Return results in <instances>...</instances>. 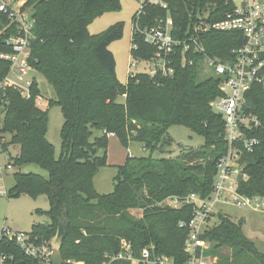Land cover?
<instances>
[{"label":"trees","instance_id":"1","mask_svg":"<svg viewBox=\"0 0 264 264\" xmlns=\"http://www.w3.org/2000/svg\"><path fill=\"white\" fill-rule=\"evenodd\" d=\"M161 1L166 7L143 0L132 23L139 10L140 26L155 25L169 15L173 36L182 38L200 16L207 13L210 22L219 21L234 6L233 0ZM23 8L30 9L33 20L28 62L53 87L63 115L60 154L55 157L53 145L46 138L47 108L36 103L41 93L35 79L29 97L15 87H6L0 95L1 152L7 151L10 144L19 147L8 164L32 163L47 172L43 176L17 171L6 191L8 198L21 194L46 196L48 208L44 213L49 220L32 224L28 232L32 240L56 236L63 260L83 264H130L124 259H110L128 244L134 257L152 248L154 255L184 264L189 258L184 249L188 229L179 222H188L193 215V205L184 199L190 194L205 198L211 193L216 162L228 148L222 116L211 107L222 93L219 81L210 75L201 77L199 59L204 54L228 58L231 50L242 43L243 35L238 31L202 33L198 39L204 52L189 53L192 64L182 63L176 55L173 75L150 77L139 72L122 84L108 47L121 38L122 22L97 34L88 31L92 18L119 9L120 0H26ZM15 33V23L0 12V54L11 53L7 40ZM133 42L138 49H130L132 56L143 59L151 55L152 47L141 35L132 32ZM9 65L0 57V81ZM119 95L124 96L123 102L116 100ZM246 96L263 127L250 132L260 138V143L241 156L237 192L264 198V89L255 85ZM174 124L201 135L203 145L183 148L176 157L152 156L154 150L172 144L168 128ZM94 130L100 134L91 139ZM110 133L123 146L139 142L149 154L127 155L116 167L112 192L99 194L93 179L106 165ZM168 198H176L181 204H165ZM134 209L136 213L131 212ZM217 218L199 236L210 244L203 250L205 256L215 257L214 264H264V252L245 236L241 220L235 222L222 213ZM0 253L12 257L15 264H38L2 231Z\"/></svg>","mask_w":264,"mask_h":264},{"label":"built area","instance_id":"2","mask_svg":"<svg viewBox=\"0 0 264 264\" xmlns=\"http://www.w3.org/2000/svg\"><path fill=\"white\" fill-rule=\"evenodd\" d=\"M26 0H0V12L6 14L16 25V33L9 37L7 43L11 53L0 54L9 61V71L0 81V95L6 87H15L25 97L30 96L33 71L28 62L29 43L33 38V20L30 11L24 9ZM153 4L166 7L161 0H149ZM233 9L219 21L210 22L208 14L200 16L191 29L182 38L174 37L172 33L173 20L167 15L155 25L140 26L138 16L133 24V33L142 36L145 43L152 47V53L146 58H136L129 62L128 76L136 73H146L150 77L156 75L171 76L174 73L176 55H180L182 63L192 64L189 53H203V47L198 37L210 30L238 31L243 35L242 43L233 48L226 59L204 54L199 59L200 66L210 76L218 79L221 95L212 102L211 107L222 116L224 122V140L228 148L216 162V173L211 193L201 198L190 194L185 203L193 205V215L188 221H180L179 226H186L188 235L185 241V252L189 258L184 264H211L208 256L203 254L205 242L199 238L204 229L211 223L215 206L219 202L233 203L239 206L257 208L258 197H249L237 192V183L242 176L241 156L244 152H252L260 143V138L251 136L250 132L262 129V122L254 111L251 100L246 96L255 85L264 89V0H233ZM131 48L138 49L133 42ZM139 61L145 64L144 71L132 70ZM127 76V77H128ZM37 97L36 99H39ZM2 99V98H1ZM1 152V145H0ZM7 164L6 168H11ZM5 188L0 186V194ZM176 206L181 204L176 198H171ZM2 234L14 239L24 253L38 261V264H51L52 249L49 240L33 241L28 232H11L2 229ZM111 260L124 259L130 264H174L171 257L154 255L152 248H145L139 257H134L130 245L110 257ZM0 264H15L12 257L0 253ZM18 264V263H17ZM63 264H83L74 260H63ZM105 264V263H102Z\"/></svg>","mask_w":264,"mask_h":264},{"label":"rangeland","instance_id":"3","mask_svg":"<svg viewBox=\"0 0 264 264\" xmlns=\"http://www.w3.org/2000/svg\"><path fill=\"white\" fill-rule=\"evenodd\" d=\"M142 1L120 0L119 9L106 10L102 14L92 18L88 25L89 33L97 34L115 23L122 22L123 33L121 38L111 42L108 46L114 55L117 78L122 84H125L127 81L129 62L133 59L130 52L132 45L131 35L133 32L132 18L139 9ZM235 1L238 2L239 0ZM28 10L30 11V9ZM146 69L144 62L139 61L137 66L132 70L139 72ZM200 69L202 78L210 75L204 71L202 66H200ZM30 76L34 77L41 96L45 100L44 102L48 112L46 138L53 145L55 157H58L61 148L60 129L63 123L61 107L56 103L54 89L45 76L34 70L30 72ZM116 100L123 102L124 96L119 95ZM37 101L40 100L37 99ZM1 119L2 107H0V121ZM99 134L100 131L94 130L91 139ZM168 135L172 139V144L162 147L161 151L154 150L151 152L152 156L176 157L180 155L183 148L192 147L195 149L204 143V138L201 135L179 124L171 125L168 128ZM6 136L5 139L8 140L9 135L7 134ZM18 149L17 144H10L7 151L0 152V186L5 188V192L0 194V231L7 229L11 232H29L33 223H44L49 220L44 213L48 208V201L45 195L31 197L26 194H21L17 197L10 198L6 196V191L14 182L13 174L17 171L35 172L47 176V172L44 169L32 163L21 166L12 165L11 168H6V164L11 163L12 158L17 156ZM127 154L129 156H143L148 155L149 151L144 150L142 145L136 141H131L127 146H123L116 136L108 135L106 165L98 169L93 179L95 190L99 194L112 192L114 176L117 173L116 167L123 164ZM257 201L260 203L257 208H253L252 206L243 207L229 202H219L214 208L216 215L211 219V224L218 220V213L228 216L235 222L241 220L242 230L245 236L254 242L260 251L264 252V198H259ZM164 203L174 207L176 206V203L171 198L166 199ZM131 212L136 213L137 210L134 209ZM208 247H210V244L205 243L204 248ZM223 252L230 253V250L224 249ZM208 260L211 264H214L216 258L208 256Z\"/></svg>","mask_w":264,"mask_h":264},{"label":"water","instance_id":"4","mask_svg":"<svg viewBox=\"0 0 264 264\" xmlns=\"http://www.w3.org/2000/svg\"><path fill=\"white\" fill-rule=\"evenodd\" d=\"M52 249L51 264H63V258L60 253V239L56 236L49 240Z\"/></svg>","mask_w":264,"mask_h":264},{"label":"crops","instance_id":"5","mask_svg":"<svg viewBox=\"0 0 264 264\" xmlns=\"http://www.w3.org/2000/svg\"><path fill=\"white\" fill-rule=\"evenodd\" d=\"M38 100H40V101H37L36 103H37V105L39 106V107H41L42 109H45L46 108V105H45V100L42 98V96L38 99ZM108 135H110V136H115L114 134H108ZM127 155H129V154H127Z\"/></svg>","mask_w":264,"mask_h":264}]
</instances>
